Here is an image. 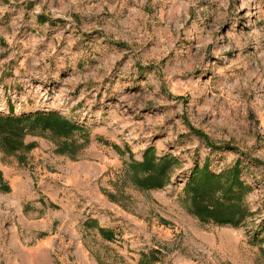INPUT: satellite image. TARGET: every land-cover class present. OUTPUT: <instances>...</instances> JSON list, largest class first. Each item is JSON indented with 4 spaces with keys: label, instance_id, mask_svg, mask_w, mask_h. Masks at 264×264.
<instances>
[{
    "label": "rangeland",
    "instance_id": "obj_1",
    "mask_svg": "<svg viewBox=\"0 0 264 264\" xmlns=\"http://www.w3.org/2000/svg\"><path fill=\"white\" fill-rule=\"evenodd\" d=\"M36 112L85 133L0 150V264H264V0H0V115ZM148 149L178 161L162 189L132 183ZM237 162L249 217L199 222L193 167Z\"/></svg>",
    "mask_w": 264,
    "mask_h": 264
},
{
    "label": "trees",
    "instance_id": "obj_2",
    "mask_svg": "<svg viewBox=\"0 0 264 264\" xmlns=\"http://www.w3.org/2000/svg\"><path fill=\"white\" fill-rule=\"evenodd\" d=\"M49 131L50 133L71 138L85 130L58 113L36 112L22 116L0 115V150L14 154L23 148V136L26 132ZM178 164L173 155L156 158L153 150L143 154L141 162L131 160L128 169L132 183L142 190L162 189L168 182L169 172ZM251 187L241 180L240 164L221 173L209 170L208 165L194 166L183 187V202L187 212L203 224L213 223L218 226L237 228L249 217L250 211L244 204V197ZM95 221L87 222L96 227ZM102 238L114 239L112 231L99 228ZM158 259L154 253L143 254L138 264H154Z\"/></svg>",
    "mask_w": 264,
    "mask_h": 264
},
{
    "label": "crops",
    "instance_id": "obj_3",
    "mask_svg": "<svg viewBox=\"0 0 264 264\" xmlns=\"http://www.w3.org/2000/svg\"><path fill=\"white\" fill-rule=\"evenodd\" d=\"M28 1V0H26ZM36 15H27V19L31 20L32 18H34ZM40 20L41 17L39 18ZM60 19H51V20H47L42 23H44V27L42 29H39L35 36H36V39L39 41L40 38H41V41H39V43H36V45H34V47H32L31 49L34 50V51H38V52H45L47 51L51 46H54V45H58V43H56V41L54 42V30L58 29L59 28V23H56V21H58ZM7 25V24H6ZM62 26V25H60ZM61 28V27H60ZM62 29V28H61ZM17 44H20V43H15L14 45H17ZM23 47V45H21ZM24 49V47H23Z\"/></svg>",
    "mask_w": 264,
    "mask_h": 264
}]
</instances>
